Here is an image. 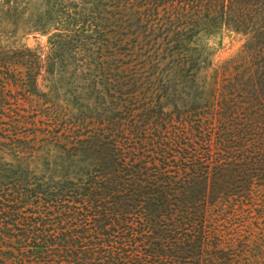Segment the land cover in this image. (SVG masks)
Masks as SVG:
<instances>
[{
  "label": "trees",
  "instance_id": "obj_1",
  "mask_svg": "<svg viewBox=\"0 0 264 264\" xmlns=\"http://www.w3.org/2000/svg\"><path fill=\"white\" fill-rule=\"evenodd\" d=\"M0 264H264V0H0Z\"/></svg>",
  "mask_w": 264,
  "mask_h": 264
},
{
  "label": "rangeland",
  "instance_id": "obj_2",
  "mask_svg": "<svg viewBox=\"0 0 264 264\" xmlns=\"http://www.w3.org/2000/svg\"><path fill=\"white\" fill-rule=\"evenodd\" d=\"M21 42L24 43L30 49H36L37 51H45L46 42H47V35L38 34V33H30L21 39ZM243 42V38L240 34L234 33L232 31L226 32L224 31L219 37L211 39V45L216 49V53L214 59L216 62H222L223 60L232 57L236 54L238 49L240 48ZM44 66L40 67V71L43 73ZM17 70H21L24 72V68H16L10 69L7 72V75L10 77H17ZM49 75L46 73L39 78V82L43 84L47 83ZM41 87V86H40ZM42 89V87H41ZM15 91L12 90L11 93ZM35 123L38 125L41 124V120L37 118V122ZM26 128H22L24 130Z\"/></svg>",
  "mask_w": 264,
  "mask_h": 264
}]
</instances>
